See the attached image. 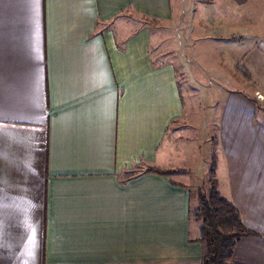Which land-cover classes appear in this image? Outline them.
Returning a JSON list of instances; mask_svg holds the SVG:
<instances>
[{
  "label": "crops",
  "instance_id": "0c3cea01",
  "mask_svg": "<svg viewBox=\"0 0 264 264\" xmlns=\"http://www.w3.org/2000/svg\"><path fill=\"white\" fill-rule=\"evenodd\" d=\"M177 7L204 74L160 43L172 0H0V264H202L190 210L214 157L254 233L233 262L264 264V0ZM203 81L242 90L213 114Z\"/></svg>",
  "mask_w": 264,
  "mask_h": 264
},
{
  "label": "trees",
  "instance_id": "16d2710c",
  "mask_svg": "<svg viewBox=\"0 0 264 264\" xmlns=\"http://www.w3.org/2000/svg\"><path fill=\"white\" fill-rule=\"evenodd\" d=\"M237 70L247 80H252L247 69L237 67ZM216 170L217 159L214 157L207 181L197 190L199 204L191 208L190 220L200 225L199 241L204 246L202 264H237L233 262L237 244L254 233L245 228L237 208L218 190ZM147 171L163 176L185 172L157 168H149Z\"/></svg>",
  "mask_w": 264,
  "mask_h": 264
},
{
  "label": "rangeland",
  "instance_id": "374dc122",
  "mask_svg": "<svg viewBox=\"0 0 264 264\" xmlns=\"http://www.w3.org/2000/svg\"><path fill=\"white\" fill-rule=\"evenodd\" d=\"M172 3H173V11H174L173 19L167 20V21L153 22L155 24L154 25L155 27L160 26L159 31H163L164 33H166V37L163 36L161 39L163 41H160V43L166 42L167 48H169V46L171 48H174V45H177V48L181 46L179 48V51L182 50L180 52V55L183 57V59L186 62V64L183 65V67L189 70V67L191 66V67H194L200 70V73H197V74L199 75L201 73L204 74L206 71V65L209 63V59L208 57H205V50H204V54L202 53V49L206 48L203 39L200 38L201 36L199 35V33H194V30L192 28L193 25H190V19L192 17L190 9L177 7V0H172ZM201 28L203 29L204 26L202 25ZM167 37H169L170 39H167ZM195 51H197L198 53H201V55L198 58L192 56L193 52ZM177 58H180V57L177 56ZM201 84H202L201 85L202 87L198 89L199 96L203 98L206 102L213 101L214 106H215V110H213V114L217 113L218 112L217 109L220 108V105L218 102L219 99L222 96L226 97L228 94H231V92L230 93L227 92L228 90H233V91L242 90V88L239 89V87H234V88L226 87L225 88V87L217 85L214 82L203 81V83ZM255 96L257 99L260 98L261 96V98H263V101H264V97H262V95L259 92L255 93ZM258 117H262L260 111L258 112ZM213 132L215 135L217 131L213 130ZM207 178L208 177H206V180ZM196 193H197V199H196L197 202L194 208L198 207V204H199L198 192Z\"/></svg>",
  "mask_w": 264,
  "mask_h": 264
},
{
  "label": "built area",
  "instance_id": "2783aa9c",
  "mask_svg": "<svg viewBox=\"0 0 264 264\" xmlns=\"http://www.w3.org/2000/svg\"><path fill=\"white\" fill-rule=\"evenodd\" d=\"M260 98H261V96H260Z\"/></svg>",
  "mask_w": 264,
  "mask_h": 264
}]
</instances>
